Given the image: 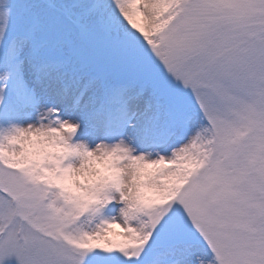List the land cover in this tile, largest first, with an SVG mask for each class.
<instances>
[{
  "label": "snow or ice",
  "instance_id": "snow-or-ice-1",
  "mask_svg": "<svg viewBox=\"0 0 264 264\" xmlns=\"http://www.w3.org/2000/svg\"><path fill=\"white\" fill-rule=\"evenodd\" d=\"M0 264H264V0H0Z\"/></svg>",
  "mask_w": 264,
  "mask_h": 264
},
{
  "label": "rangeland",
  "instance_id": "rangeland-1",
  "mask_svg": "<svg viewBox=\"0 0 264 264\" xmlns=\"http://www.w3.org/2000/svg\"><path fill=\"white\" fill-rule=\"evenodd\" d=\"M117 231H119V229H117Z\"/></svg>",
  "mask_w": 264,
  "mask_h": 264
}]
</instances>
